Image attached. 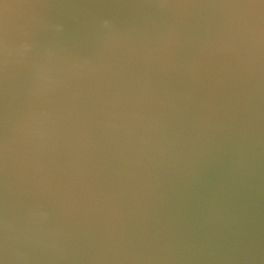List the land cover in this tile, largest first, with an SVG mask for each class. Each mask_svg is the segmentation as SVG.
Returning a JSON list of instances; mask_svg holds the SVG:
<instances>
[{"label":"clouds","instance_id":"obj_1","mask_svg":"<svg viewBox=\"0 0 264 264\" xmlns=\"http://www.w3.org/2000/svg\"><path fill=\"white\" fill-rule=\"evenodd\" d=\"M0 264H264V0H0Z\"/></svg>","mask_w":264,"mask_h":264}]
</instances>
